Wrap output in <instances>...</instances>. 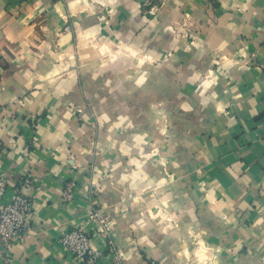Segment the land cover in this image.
I'll list each match as a JSON object with an SVG mask.
<instances>
[{"label": "crops", "instance_id": "1", "mask_svg": "<svg viewBox=\"0 0 264 264\" xmlns=\"http://www.w3.org/2000/svg\"><path fill=\"white\" fill-rule=\"evenodd\" d=\"M95 49L104 53L75 57ZM154 96L190 135L183 226L212 246L211 256L192 260L264 264V0H0V169L9 193L28 173L38 186L27 191L31 229L10 262L0 249V264H75L58 239L79 226L106 251L114 232L99 203L117 201L120 190L110 176L97 195L92 149L110 140L138 148L154 129ZM118 155L99 163L109 170L125 158ZM132 217L151 248L133 247L121 212L113 236L124 264L189 263Z\"/></svg>", "mask_w": 264, "mask_h": 264}, {"label": "rangeland", "instance_id": "2", "mask_svg": "<svg viewBox=\"0 0 264 264\" xmlns=\"http://www.w3.org/2000/svg\"><path fill=\"white\" fill-rule=\"evenodd\" d=\"M113 44L118 48L122 45L118 41ZM95 50L96 53L94 54H86V51H83L75 57L80 61H87L88 58L94 59V56H101L104 53L99 50L100 54H98L97 49ZM113 53L112 51V53L106 54L113 57L115 54ZM115 56L119 58L120 55ZM166 102L154 96V129L147 133L142 132L139 136L141 144L138 148L123 149L113 146L116 142L113 140L109 141L107 148H103L98 143L92 149L96 161L91 163L90 168L91 172L96 175L94 185L97 187L95 191L99 197L102 195L104 178L107 179L106 182L108 183V178L112 176L110 183L113 185V189L120 190V197L117 201L107 206L99 203L98 208L112 233H115L118 228V216L123 212V215L126 216L127 234L133 247L138 248L144 254L146 251L150 252L151 241L149 237L144 233V229L142 232L141 223L135 224L132 217L133 214L138 213L145 220L146 225L151 226L150 231L158 232L164 239L169 238L173 254H178L182 258L186 257L187 260L190 259L188 264H196L192 258H198L199 254L211 256L212 246H206L201 240L203 236L200 235L201 232L198 228H194L192 225L190 228L183 226L187 223L186 220L184 221L185 216L187 218L191 215L190 213L185 215L180 210L182 197H188L191 192L189 189H185L187 185L184 184V170L187 171L188 166H183L182 163L184 160L183 148L189 144L190 135L183 136L180 129L182 127L179 129L174 127L173 113L170 108L168 109V102ZM115 134L119 135L117 131ZM129 143L137 144L134 141ZM115 154H121L117 156L118 159L120 156H125L123 160L121 158L122 163L118 166H114L112 163L108 166L110 167L109 170H104L101 165V158L111 155L109 160L112 161L115 159H113ZM116 174H121V180H114L117 177ZM197 213H195L196 216ZM113 234L112 237L114 238ZM149 255L152 254L149 253ZM149 258V260L162 264L160 260ZM203 263L206 264L204 261Z\"/></svg>", "mask_w": 264, "mask_h": 264}, {"label": "built area", "instance_id": "3", "mask_svg": "<svg viewBox=\"0 0 264 264\" xmlns=\"http://www.w3.org/2000/svg\"><path fill=\"white\" fill-rule=\"evenodd\" d=\"M187 32L191 33L189 28ZM36 189L38 186L35 178L32 173H28L20 185L9 193L8 178L0 169V249L5 262L13 259V247L16 243L23 242L31 229L35 198L27 191ZM75 189V182L68 183L64 197L71 199ZM90 217L95 218V215ZM92 236L85 226H79L65 230L58 242L72 256L75 264H124L122 252L113 237L108 240L105 251L92 245ZM151 264L160 263L151 261Z\"/></svg>", "mask_w": 264, "mask_h": 264}]
</instances>
